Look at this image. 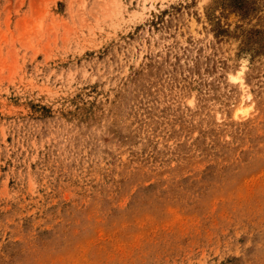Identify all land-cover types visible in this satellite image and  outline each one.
<instances>
[{
  "label": "rangeland",
  "instance_id": "obj_1",
  "mask_svg": "<svg viewBox=\"0 0 264 264\" xmlns=\"http://www.w3.org/2000/svg\"><path fill=\"white\" fill-rule=\"evenodd\" d=\"M0 264H264V0H0Z\"/></svg>",
  "mask_w": 264,
  "mask_h": 264
},
{
  "label": "bare ground",
  "instance_id": "obj_2",
  "mask_svg": "<svg viewBox=\"0 0 264 264\" xmlns=\"http://www.w3.org/2000/svg\"><path fill=\"white\" fill-rule=\"evenodd\" d=\"M237 111H238V112H245L246 110L243 109V108H239Z\"/></svg>",
  "mask_w": 264,
  "mask_h": 264
}]
</instances>
